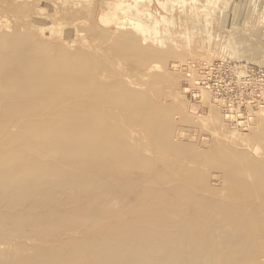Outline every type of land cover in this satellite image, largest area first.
I'll return each mask as SVG.
<instances>
[{"label":"bare ground","instance_id":"bare-ground-1","mask_svg":"<svg viewBox=\"0 0 264 264\" xmlns=\"http://www.w3.org/2000/svg\"><path fill=\"white\" fill-rule=\"evenodd\" d=\"M1 29L0 264H264L260 149L174 140V108L118 66L153 78L175 50L128 31L104 33V55L55 52ZM251 139L264 149V119Z\"/></svg>","mask_w":264,"mask_h":264},{"label":"rangeland","instance_id":"rangeland-1","mask_svg":"<svg viewBox=\"0 0 264 264\" xmlns=\"http://www.w3.org/2000/svg\"><path fill=\"white\" fill-rule=\"evenodd\" d=\"M5 1H0V29L3 27L8 32L15 30L28 32L29 30L37 41H45L55 52L60 47L69 52L85 51L104 55L108 47L106 45L108 42H105L108 41V35L105 36L104 33L109 32L110 35L114 33L115 36L129 31V34L140 36L139 38H149V35L153 34L150 36L149 43L154 46V49L156 48V51L163 52V54L168 50L176 52L167 57L168 59L156 62L160 65L153 78H148L144 72L129 73L130 70L124 63L118 66L122 67V69L119 67L120 70L125 71L124 78H129L127 80L132 87L145 86L144 83L147 81L157 83L156 85L151 83V86H148V95L160 104L164 103L174 108L173 114L176 118L173 124L174 140L185 144L191 142V145H195L198 149H207L212 139L226 137L224 140H227L231 146H240L245 150L250 148V152L247 150L250 154L260 149L257 152L258 156L264 155L262 146L251 139L256 126L260 120L264 119V91L262 90L261 94L262 101L257 106L235 108L230 111L215 101V96L209 89L200 86L201 79H203L201 69L203 70L202 66L205 63L225 59L239 68L247 70L251 68L256 72H264V0H196L197 3L195 0H185L186 4L182 0ZM9 3L24 7L21 14L22 21L17 14L11 10L8 11ZM170 3L176 4L170 7ZM161 7H165L166 12ZM26 8L29 10L25 11ZM146 12L151 14V18H148L150 15ZM88 13L91 15L87 16ZM53 17L56 23L52 22ZM5 20L11 23L6 24ZM88 24L99 30H94V28H92L93 31L86 30ZM138 24L141 28L136 26ZM103 30L105 31L102 32ZM143 31L146 32V36L142 34L144 35L142 37ZM160 69L161 72H159ZM164 73L170 75L168 81L157 78L163 76ZM102 76L103 72L100 73V77ZM144 77L147 79L145 80ZM157 91L160 94L162 92V95H159ZM226 116L229 118L227 119ZM241 124L243 126H240ZM240 136L244 137V140L240 139ZM206 139L208 144L205 143ZM249 140L251 143H248ZM244 141L248 143H245L247 146L243 144ZM215 175L216 171H212L210 178Z\"/></svg>","mask_w":264,"mask_h":264},{"label":"built area","instance_id":"built-area-1","mask_svg":"<svg viewBox=\"0 0 264 264\" xmlns=\"http://www.w3.org/2000/svg\"><path fill=\"white\" fill-rule=\"evenodd\" d=\"M202 67L203 80L200 86L209 89L217 99L222 100L225 108L233 110L261 103L262 90L264 91L263 71L242 69L225 59L205 63Z\"/></svg>","mask_w":264,"mask_h":264}]
</instances>
